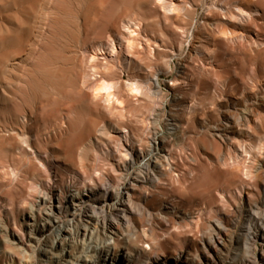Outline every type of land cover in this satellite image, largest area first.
Masks as SVG:
<instances>
[{
  "label": "bare ground",
  "instance_id": "obj_1",
  "mask_svg": "<svg viewBox=\"0 0 264 264\" xmlns=\"http://www.w3.org/2000/svg\"><path fill=\"white\" fill-rule=\"evenodd\" d=\"M161 1H163V0H161ZM175 4L173 3V1L172 2H169V1L166 2V0H165V2L162 4V7L158 6V9L159 8L164 9L163 15L169 13L172 16H174V15L175 16L177 15V17L183 16L184 12H183V15L180 13L182 10H184L183 8H185L186 6L181 7L182 4H180V3H179L180 5H175ZM189 4L187 5V3L186 4L184 3L183 5H187L188 6L187 8L190 9ZM204 5H207V4H204ZM204 8H205V6H204ZM188 9L185 10L186 13L189 11ZM194 9L196 11L197 8H194ZM208 9H209L208 10L209 14L208 15L206 14V16L203 19V22H204V26L211 28V30L208 29L211 32L209 34L208 38L210 40H213V43H212L213 48L211 49V46L207 47V44L205 46L203 43H199V41L196 40L197 38H195V40L199 44L193 45V50H195L196 53L194 54L195 56L191 55V57H189L190 64H192V63L194 64L195 62H197V61H195V57H196V60L198 59V62H201L200 63L201 65H202V63L204 64L206 62H209L210 64H213V65L219 64V67H221V69L224 68L230 72L236 71L237 74L232 75L233 78L230 77V79H229V80L232 79L233 83L239 84L240 78L244 77L245 79L250 80L254 84V87H255V89H253L252 91L250 90L252 92V94L250 95V99H249L250 101L248 99H246L247 94L244 95L246 97L243 96L244 101H242V102H245V104H246V105H243V106H245L243 109L242 108L240 109L239 107H237L238 103L240 101H238L234 98H233V100L232 99L223 100L222 98L216 99L215 97H213V99H212L214 101L213 104H214L215 108L218 110V112H220V114L222 116V120H219L218 121L219 123L215 124V126L212 128V134H213L214 138L217 137V138L221 139V141H223V143H224V144L222 143L223 145H221V142L218 144H215V147L220 144L218 148H220V146H223L226 148L228 146V144L231 142V140H233L231 142L233 144L235 139H233L232 137H234L236 133H239V131L242 130V127H244L245 122L244 123H241V121H238V122L235 121L234 122L235 117L233 116V114L235 112H237L238 114L241 115V117H239V116L238 117L241 118V120H243V121L250 120L251 116H253L259 112L264 113V90L263 89L258 90V86H257V84L260 85L262 83V81L264 82V64L263 65L259 64L260 58L264 57V40H263V38H264V31H263V28H264V0H228L227 2L221 1V2L214 4L213 6H211V8H208ZM195 11L194 10L191 11V18L192 19L195 15H197V14H195ZM208 11H206V13H208ZM159 12H161V11H159ZM173 12H175L174 15H173ZM178 13H179V15H178ZM159 15H162V14H159ZM16 16H17V14H16ZM184 16L186 17V15H184ZM188 16H189V14H188ZM175 18H173L174 21H175ZM162 20L163 19H161V21ZM164 20H168V19L164 18ZM3 21H4V19H3ZM161 21H159V22L161 23ZM170 21L171 20L169 18V22ZM169 22L166 21L167 24ZM1 24H3V23H1ZM120 24L122 25L124 23H120ZM162 24L164 25L165 23L163 22ZM170 24H171V22L168 25H170ZM171 25H174V24L172 23ZM178 25L175 27L177 32H178V30H181V28L177 29ZM128 26H126V27L128 28ZM122 27H124V26H122ZM130 27L131 26H129V28ZM133 27L136 28L137 24H136V26L134 25ZM188 27L189 26H187L186 28L189 29ZM20 28H23V27L20 26ZM118 28H117V31H118ZM175 28H173V29H175ZM124 30H125V28H124ZM168 30H166V31H168ZM125 31H127V29ZM125 31H123V33H122V30H121V35H119L121 40H120V42L118 41L119 44H117V41H116V43L110 42L109 44L107 42V44H108V45H106L107 51H105V53H104V46H103L104 42L101 43V48L98 47L100 49L97 48V50L100 51L101 54L104 53L108 57V58L107 57L104 58L106 62L103 60L104 61V63H103L104 69H102V70H104L106 72L105 73L102 71L103 73H105L104 77H106V75L108 74L107 73L108 70L110 71V73L116 72V70H118L117 69L118 66L121 68L128 66L127 71H129L130 66H132V65L138 66L139 65L138 60H139V57H141V56H139L141 54H139V55L137 54L138 55L137 57H135L136 53L131 55V56L126 55L128 53H131V51L137 50L139 52V50H141V48H139V50L138 49L133 50L138 44L137 43L138 39L136 42V39L130 38V36L134 35L135 31H133L134 32L133 34L130 33L129 37H128V33H126ZM130 31H131V29H130ZM198 31H199V29H198ZM119 32H118V34H119ZM170 32L174 33L171 30H170ZM170 32H169V35H170ZM194 33H195V30L193 29V26H192V28L190 29L191 40H192V38L194 39V35H195ZM160 34H161V32H160ZM139 35H140V33L138 35L136 34V38H137V36L139 38ZM162 35L164 37L165 34L162 33ZM169 35L167 33V36H169ZM174 35H175V33H174ZM170 36H172V35H170ZM170 36H169V38H170ZM163 37H162V39H163ZM182 37H184V36H182ZM200 37H198V38H200ZM188 38H186V39H188ZM202 38H200V39H202ZM115 39H116V37H115ZM165 39L166 38H164V41H165ZM167 39H168V37H167ZM141 40L142 41L145 40L144 41V42H146L145 45H147V43H149V42H151V44H152L151 39L150 40L148 39L149 41H146L147 39H139L140 42H139L138 46L140 45V47H141V44L144 43V42L141 43ZM156 40H160V39H156ZM194 41H193V43H194ZM180 42H177V43H180ZM167 43H170V42H167ZM182 43H185L184 40ZM186 43H188V41ZM206 43H208V42H206ZM250 43H254L256 45L255 48L251 49V54L252 55L254 54V56L251 58L249 57V54L242 51L243 48L249 46L248 44H250ZM99 44H100V42H99ZM163 44L166 45L164 42H163ZM186 45L188 46V44H186ZM229 45H232V47H233V45H236L239 47V50H240L239 53H241V55L243 56V62H240V64H239L236 57H233V59H231V57H230V59H229L230 63L228 64V66H226L224 63L222 64V61H224V59L229 55L228 52L225 51L224 47L229 46ZM166 46H168V45H166ZM158 47H159V45H157L156 51L159 50L160 47L159 48ZM182 47H183V44L178 46V48H179L178 51H181ZM149 48L146 47L147 50ZM163 48H164V46H163ZM163 48H161V49H163ZM168 48H169V46H168ZM228 49L230 50V48H228ZM93 50H95V49H93ZM239 50H237V52ZM176 51H173V52H176ZM187 52H190V51H187ZM98 53L99 52H97L96 54H98ZM150 53H153V52H150ZM239 53H237V54H239ZM96 54L94 55L93 58L91 57L92 58L91 60H93L94 58H95L94 60H99V59H97ZM104 54L102 56H104ZM178 54H180V53H178ZM186 54H188V53H186ZM172 55L175 56L176 54L174 53ZM183 56H185V55H183ZM18 57H19V55H18ZM168 57H170V56H168ZM165 58H163V59H165ZM94 60H93V62H94ZM142 60L144 61V59H142ZM165 60L166 61L163 62L162 66L157 65L158 67H160L159 72L150 78L151 82L149 83V84H151L149 86L150 92H151V89L155 88L159 93L158 96L161 94L163 97L165 95H164V92L162 90L163 85L160 83V76H161V74L165 75V74L173 73L172 68H171L172 66L169 63L171 61L168 62L167 58ZM170 60H172V58ZM172 61H174V60H172ZM97 62H96V64L94 63L95 65L94 64L93 65L94 66L99 65V62H98V64H97ZM101 63H102V61H101ZM141 63H143V62H141ZM160 63H162V62H160ZM220 63H221V65H220ZM249 63H251V68H249L250 67ZM197 64H198L197 67H199L200 66L199 63H197ZM237 64H239V65H237ZM100 65H99V67H100ZM150 65H151V63H150ZM173 67H175V72L173 74L174 79H173V84H171V85L169 84L171 86V89L170 88L169 89L173 93V95H172L173 97L171 99V104H173V106L176 108V110L173 111V113L171 112V114L169 116H166V115L163 116V113H165L164 112V108H165L164 106L165 105H163L160 107V110H159L160 113H158V112H157L158 114L150 113L151 115L146 118L147 121L143 120L144 122H142V125L140 124L141 127L131 129L127 126L126 127H119V128H117V126H116V129L114 131L116 136L113 137L116 139L111 138L112 137L111 134L109 136H111L110 138L112 139V141L116 140L115 142L117 144H115L116 146H114L116 148H113L112 150H114L116 152V154L118 155L117 157H119V159H117V160H115L116 157H114L116 154H114V156H112V159L115 158L113 161L107 160L108 159V158L106 159L107 154H105L103 156L104 157L106 156L105 159L108 162L106 160H105L106 162H101L100 160H99L100 162H93L94 156L91 155L93 158L92 159L90 157V155L88 153H86V154H81L82 156L84 155V160L79 161L80 160L79 159V160H77L79 162H77L74 159L77 158L76 156L79 155L78 151L80 150V148H82V145H84V144L86 145L85 140L86 139L89 140V141H87L89 144L90 139L88 137L86 139L82 138L84 140V144L79 145V147H78L79 149L76 151L77 155L74 158L73 153L75 150H72V152H71L70 148L68 147L69 151H70V152H68V149L66 146L67 143H64L65 140L63 142L61 140L63 138L65 139L64 136L62 138L59 137L60 140H57V142L61 141L63 144H65L66 149L62 147L63 149H65V151L67 150V152H65V159H64L63 153H60L61 154L60 157H63V160L68 159L67 162L66 161L65 162L58 161V160H52V161L48 162L47 161L48 158H47V160L45 159V161H44L43 160L44 158L40 159L39 157H37L36 160H34L35 158L33 156H35L34 153H36V152L34 151L33 145L35 146V144H33V141L37 137H40V136H41V140H42V137L47 136L49 134V132L46 135L42 134V133H38L37 135L34 134L35 139L33 138L34 140L32 139L33 140L32 142L29 140V138H26L27 136L25 137V139L23 138V143H24L23 146L25 145L24 148L26 147V150L24 152L25 155L28 156V151L33 153V156H32L33 161L30 160V162H29L30 166L33 167L37 163H38V165L40 164L42 166V165H44V162H47V165H49L48 167H50L49 169L51 172L50 173H49V171L46 172L44 169L43 172H46V175H48V176L41 178V177H38L37 175H38V173H42V171H40V172L38 171V173L35 172L36 173L35 174L32 171L35 169V167H33V169H31V170H29V169L27 170V168H28L27 167L26 168L27 171L25 170L27 172L26 175L30 178L33 177L32 180H34V182H29L27 184V185H29L31 183V186L26 185L27 187H30L29 189H31L29 194H27L28 197L27 198H20L17 201L15 200V198L13 200L14 196L10 197V198H7V196L4 197L6 195V193H8L7 192L8 187L11 186V183L9 182L10 178H6V180H9V181H6V180H5V182L3 181L2 186L0 184V189L1 188L5 189L7 187L6 188L7 191L6 190L4 191V193L6 192L5 195H0V212L5 213V218L0 219V248H3V250L0 251L2 253L0 255V264H264V196L261 197V199L259 201L255 200L256 192H257V188H258L257 187V180H260V179H258V177L255 176V171H257L259 169V167H258V169H257V167H255L256 169L253 168L254 166H258L257 165L258 163L256 162L257 163L256 164L255 162L254 163L252 162L253 165L250 163H245L244 161H246L248 159V157L244 158V160H242L243 161L242 162L240 160L234 161L232 158H229L228 160H223V157L221 158L218 156L217 158H215L216 160L213 159L214 161H212V162L210 161L209 163H204V162H199V157L197 155L198 161L195 159L196 161L194 162V164H190L191 160L189 161V163H180L174 159L175 158L174 153H175L176 149L178 147H182L181 145L185 144L189 140V136L192 135L190 133L191 132L190 131V122L193 126L192 128H195L198 125L197 120L195 119L196 114H198L197 113L198 108L196 107V105H193L194 102H193L191 107H190V105L188 107V105L185 104V97L183 96L184 94L182 95L180 93L179 88L174 87L179 82H180L179 84H181V81L183 80V78L181 76H182L183 72L186 71L187 63L180 64L178 66L173 65ZM190 67H188V68H190ZM11 68H13V67H11ZM24 68L26 69V66ZM78 68L79 67L77 66L76 69H78ZM131 68H133V67H131ZM202 68H204V67H202ZM207 68L208 67H206V70H207ZM209 68L211 69V67H209ZM105 69H107V70H105ZM111 69L114 71H111ZM260 69H261V73H262L261 77H259V70ZM78 70L80 71V69H78ZM78 70H76L75 73L78 72ZM93 70H95V71L97 70L96 72L99 71L98 68L93 69ZM206 70L203 69V72ZM207 72H208V70H207ZM66 73H68V72H66ZM66 73L64 74V77H67V76H65ZM75 73L73 76H75ZM117 73L119 74V72H117ZM150 73H152V72H149V74ZM69 74L70 73H68V75ZM114 74H116V73H114ZM203 74H205V73H203ZM70 75L68 78H70ZM81 75L77 74L79 79L77 76H76V79L79 80V84L82 83V85H83L84 82L83 81L81 82V80H82ZM110 75H111V79H109L110 81L112 80L113 77L118 76L117 74L116 75L108 74L107 77H109ZM229 75H231V73ZM73 76H71V77H73ZM80 76H81V78H80ZM166 76H168V75H166ZM206 77H207V75H206ZM116 78L118 79L120 77H116ZM73 79L74 80L72 82L74 83V81L76 79L75 78H73ZM69 80L70 79L67 80V78H66V80H64V81H66V85H67V83H69ZM100 80L102 81L103 84H105L104 82L106 80H104V81L102 79H100ZM100 80H98L99 81L98 84L99 83L101 84ZM113 80H114V78H113ZM113 80H112V82H109V84L106 83L107 85L105 84V86H103V84H101L103 86V88L105 87L107 89V90L106 89L104 90L105 92H107V95L105 94L106 97H103L104 94H100V95H103L102 97L97 95L98 93H100L99 91H101V90L97 91L98 93L95 94L97 96V98H95L94 100L92 99V95H90L91 96L90 97V96L85 95L88 93H84V97L87 98L88 101L91 102L95 106V109H96L95 111L98 114L101 113V114L107 115V113L109 114L113 111L116 114L115 110L117 108H119L117 106V104L120 102L122 104L120 103L119 105H121V106L125 105L126 106V104H124L126 102L123 103L121 101L120 96H117V93L115 95L112 94L113 92L111 93V89L113 87L110 84L113 85ZM115 81H116V79L114 80V82ZM119 81H120V79H119ZM75 82H78V81H75ZM145 82H146V80H145ZM190 82H191V79H190ZM73 83H71V84H73ZM86 83H88V82H86ZM116 83H119V82L116 81ZM91 84L92 83H90V85ZM132 84L129 85V83H127V85H129L128 87L130 88V93H132L130 95L134 94V96H135L136 94H138L139 97L142 96L141 92L144 90L143 89L140 92V89L142 88V86L140 87L139 84L138 85H136V84L132 85ZM1 85H2V83H1ZM74 85L77 86L76 83ZM182 85H183V81H182ZM184 85H185V81H184ZM263 85H264V83H263ZM86 86H88V85L86 84ZM260 86H262V85H260ZM66 87H68V86H66ZM81 87H83V86H80V89L79 90L76 89V90H78V92L83 91V89H81ZM117 87L121 89L120 85L119 86L117 85ZM117 87H116V90L118 89ZM249 87L250 86H248L247 88L245 87L243 89V91L244 90L249 91ZM83 88H85V87H83ZM144 88H146V87H144ZM89 89H90V87H89ZM181 89H183V88H181ZM256 89L258 90L257 92H256ZM72 90H73V88H72ZM74 91H72V92H74ZM112 91H115V87ZM209 91H211V90H209ZM117 92H119V91H117ZM128 92H129V89H128ZM76 93H77V91H76ZM155 93H156V91H155ZM155 93H154V95H156ZM243 93L244 92H242V94ZM82 94H83V92H82ZM15 95H16V93H15ZM138 95H136V97ZM76 96L79 97L80 101H82V99L84 98L82 96L83 98L81 99L80 94H77ZM96 96H94V97H96ZM162 96H160V97H162ZM233 96H235V95H233ZM127 97H129V96H127ZM206 97H207V95H206ZM85 98L83 99L84 101L87 100ZM131 98H133V97H130L128 99L131 100ZM227 98H229V97H227ZM240 98H242V97L240 96ZM129 100H127V103H129V104H127V106L132 104ZM89 102H87V103L91 104ZM138 102H139V100H138ZM204 102L201 104H204ZM136 103H137V101L135 102L134 105H136ZM140 103H142V102H140ZM205 104H204V106H205ZM210 104H212V103H210ZM80 105H81V103H80ZM83 105H85V103L82 104V106ZM93 105H92V107H93ZM136 107L138 109V106H136ZM90 108L91 107L89 106V110H90ZM132 108L133 107H131L130 109H132ZM29 109H32V108H29ZM29 109L27 108L28 111H29ZM92 109H94V108H92ZM120 109H117V111ZM144 109H146V108H144ZM30 111H32V110H30ZM33 111H34V109H33ZM92 111H94V110H92ZM95 111L92 112V114L95 113ZM134 111H135L134 113H136V109ZM142 111H144V110H142ZM210 111L212 112V110H210ZM69 112H72V111H69ZM132 112H133V109L131 111V114H132ZM200 112H201V110H200ZM32 113H33L32 115H34V112H32ZM114 113H112V115ZM119 113L120 112L118 111V114ZM139 113H140V111H139ZM92 114H90V115H92ZM98 114H96L97 117L100 116ZM96 115H94V116H96ZM112 115H110V116H112ZM210 115H213V114H210ZM105 116H103L102 118L104 119ZM259 116H261V115H259ZM27 117H28V115H27ZM67 117H69V115ZM67 117H63L62 120L64 121V118H66V121L69 122ZM116 117H118V116H116ZM205 118L208 119L209 117L207 118V116H206ZM38 119H39V117H37V121H39ZM73 119H70V120H72L70 122L75 121V123H76V120H78L77 123L80 122L79 121L80 118L79 119L75 118L76 120H74V121H73ZM93 119H94V117H93ZM95 119H100V118H95ZM132 119H131V121H132ZM200 119H202V118H200ZM253 119H255V118H253ZM27 120H25L24 122H26ZM59 120H61V119H59ZM93 121H95V120H93ZM102 121L103 120H101V122ZM134 122H133V125H134ZM204 122H206V121H204ZM63 123H61V125H59V126L57 124L56 125L58 126V128L60 126H64L63 128L66 129L67 127H65V125ZM99 123H97V121H96L92 124V122H91V125L90 124L89 125L92 127L93 131H91V129H90V132L95 131V134H96V132L98 131V128H99L98 127ZM256 123H254V124H256ZM15 124H16V122H15ZM70 124H72V123H70ZM116 124L118 125V123H115V125ZM56 125H55V127H56ZM207 125H209V124H207ZM20 126H22V125L20 124ZM74 126L75 125H73V127ZM77 126L78 125H76L75 127H77ZM99 126H101V125H99ZM110 126L112 128L113 125H110ZM118 126H120V125H118ZM249 126H252V124ZM256 126H257V124H256ZM68 127H69V124H68ZM71 127L72 126L70 125V129L68 130V128H67L66 130H68V132L73 130V128L71 129ZM79 127L80 126H78V128ZM91 127H89V128H91ZM202 127L204 128L205 126L203 125ZM252 127L256 128L254 125ZM52 128H53L52 130L55 129L54 127H52ZM83 128L80 131H82ZM87 128H84V130L85 129L87 130ZM89 128L87 130L88 132H89ZM197 128H196V130L198 131ZM254 128L252 130H254ZM260 129H262V128H260ZM16 130H17V128H16ZM60 130H62V127H60ZM86 130L84 131L85 133H86ZM246 130L248 131V129H246ZM252 130L250 132H252ZM100 131H102V130H100ZM103 131H105V130H103ZM4 132H5V128H4ZM54 132H56V131H53V135H52L53 137L55 134ZM63 132H64V130H63ZM194 132H196V131H194ZM263 132H262V134H263ZM56 133H58V132H56ZM209 133H211V132H209ZM39 134H42L43 136L39 135ZM81 134H83V133L81 132ZM81 134H80V136L82 137ZM92 134H94V133H92ZM103 134H107V132L106 133L103 132ZM193 134H196V133H193ZM55 135H57V134H55ZM59 135H61V134L58 133V136ZM100 135H101V133H100ZM112 135H114V134L112 133ZM196 135H198V134H196ZM196 135H195V137H196ZM249 135H250V133H249ZM205 136L207 137V135H205ZM2 137H4V136H1L0 138H2ZM22 137H23V135H22ZM81 137L77 136V138H79V139H81ZM84 137H86V136H84ZM192 137H193V135H192ZM203 137H204V135H203ZM242 137H241V139H242ZM262 137L263 136H261V138ZM50 138H51V136H50ZM92 138H93V136H92ZM110 138L107 137V139H110ZM194 138H192V139H194ZM246 138H248V137H246ZM82 139L79 141L77 140V141L80 142V141H82ZM190 139H191V137H190ZM17 140L18 139L16 138V142H17L16 144L18 146L19 144H18ZM48 140H49V138H48ZM48 140H45V141H48ZM54 140H56V139L54 138ZM93 140H92V142H93ZM248 140H250V139H248ZM262 140L264 141V137H263V139H261V141ZM0 141H2V140H0ZM43 141H44V138H43ZM49 141L52 144L49 143V145H51V146H48V147H52L53 143L56 142V141L52 142L53 141L52 138ZM213 141L214 140H212V143H213ZM240 141H241L240 144H239V142H236V143L241 145L242 140H240ZM252 141H254V140H252ZM258 141H259V139H257V142ZM36 142H37V139H36ZM48 142H47V144H48ZM57 142H56L55 146L53 145V147H57L56 146ZM65 142H67V141H65ZM214 142H216V141H214ZM2 143L0 146H3V148H4V146H6V145H4V143L3 144ZM19 143H21V141ZM37 143L42 144V143H40V141H38ZM58 143H59V145L62 144L60 142H58ZM77 143H76V140H74V145ZM231 143L229 145H231ZM12 144H15V141ZM45 144L46 143H44V145ZM63 144H62V146H64ZM93 144L95 145V143H93ZM263 144H264V142H263ZM20 145L22 146V144H20ZM38 145H37V147H38ZM44 145H42V147ZM85 145H84V147H87ZM113 145H114V143H113ZM256 145H258V144H255V146ZM8 146H10V145H8ZM69 146H72V145H69ZM40 147L41 146H39V148H37L38 155H41L44 157L46 154H48V152H47L48 148L46 146H44V148H47V149L46 150L44 149L45 151H43L42 149H40ZM90 147H91V145H90ZM243 147H245V145ZM249 147L247 146V148H249ZM263 147H264V145H263ZM87 148H89V147H87ZM91 148L94 149L93 147H91ZM183 148H185V146ZM188 148H189V146L186 147L185 149L188 150ZM234 148H237V147H234ZM16 149L17 148L14 147V150H16ZM35 149H36V146H35ZM185 149H184V151H186ZM231 149H232V146L228 150H231ZM243 149L241 148V151ZM245 149H246V147H245ZM245 149H244V151H245ZM250 149H251V147H250ZM1 150H3V149L1 148ZM5 150H8V149L5 148ZM14 150L12 148V151H14ZM50 150H51V148H50ZM50 150H49V152H50ZM58 150L60 151V149H58ZM83 150H82V153L86 150V148L84 151ZM101 150H100V152H101ZM104 150L105 149H103L102 152H104V153L108 152V149H107V152ZM202 150H205V149L203 148ZM232 150L230 152H232ZM16 151H18V150H16ZM16 151H15V153H16ZM22 151L23 150L20 151L21 155L23 154ZM42 151L47 152V153H42ZM178 151H180V150H178ZM219 151L221 152L222 150H219ZM223 151H225V150H223ZM238 151H240V149L236 151L237 152L235 155L236 157L239 156ZM247 151H249V149H247L246 152H244L246 155L243 154V155H245V157L248 155L249 156L252 155V152L251 153L248 152L249 154L247 155ZM263 151L260 152L261 156L258 155L257 157H261V158L264 157V156H262V155H264V154H262V153H264ZM2 152H4V151H2ZM181 152L182 151H180V153ZM187 152L189 153V151H187ZM99 153H97V154L99 155ZM108 153H111V152H108ZM222 153L223 152H221V156L223 155ZM233 153L235 154V152H232V153H230V155L231 154L233 155ZM17 154H19V153H17ZM182 154H181V156H182ZM216 154L214 156H216ZM257 154H259V153H256L255 155H257ZM10 155L14 156V153L11 152ZM16 155H15V157H16ZM74 155H75V153H74ZM186 155H187V153H185V156ZM240 155L243 157L242 154H240ZM55 156H53V157L55 158ZM109 156H110V154H108V157ZM15 157H14V160H13V158H11V159L13 161H15L16 158H17V160H19V158H18L19 156L16 158ZM45 157H47V155ZM48 157H49V155H48ZM53 157L51 156L49 158H53ZM211 157L213 158V156H211ZM22 158H24V157H22ZM32 158H30V159H32ZM69 158H73V159H69ZM102 158L103 157H101V159ZM233 158H234V156H233ZM97 159H98V157H97ZM253 159L255 160L254 157H253ZM20 160H21V158H20ZM102 160L104 161V158ZM208 160L205 159V161H207V162H208ZM210 160H212V159H210ZM248 160L246 162L252 161L250 159H248ZM256 160H257V158H256ZM261 161H263L262 166H264V158ZM26 162H28V161L26 160ZM50 162H52V163H50ZM182 162H183V160H182ZM16 163H18V162L15 161L14 166L17 165ZM259 164H261V162ZM26 165H27V163H26ZM39 166H38V168H39ZM259 166H261V165H259ZM22 167H23V165H22ZM16 168H18V166ZM38 168H36V170H38ZM43 168H46V167L43 166ZM263 169H264V167H263ZM263 169H261V170L264 171ZM41 170H42V168H41ZM3 171H5V170L3 169ZM16 171H17V169H16ZM259 171L260 170H258V172ZM53 172H54V175L52 176ZM61 172H64V175L63 174L60 175ZM202 172L206 173V175L202 176L203 179H201V176H200V174ZM0 173H2V174L4 173V175H5L4 177H6L5 173H7V172H0ZM2 174H0L1 179H2V177H1ZM23 174H24V170H23L22 175H20V176L24 177ZM27 176H26V178H27ZM4 177H3V179H4ZM30 178H28L27 180H29ZM1 179H0V183L2 181ZM19 180H21V179H19ZM197 181L199 182V184L196 185L195 183ZM12 182H13V180H12ZM32 183H34V184H32ZM258 183H259V181H258ZM24 184H25V182H24ZM260 184L262 185V181H260ZM232 187H234V188H232ZM22 192H23V190H22ZM17 193H18V191H17ZM16 195H18V194H15V196ZM22 195H21V197H22ZM9 196H12V195H8V197ZM24 196H25V193H24ZM259 196H260V193H259ZM2 213H0V214H2ZM2 216H3V214H2ZM12 222H13V224H12ZM11 225H14V226L12 227Z\"/></svg>",
  "mask_w": 264,
  "mask_h": 264
},
{
  "label": "rangeland",
  "instance_id": "obj_2",
  "mask_svg": "<svg viewBox=\"0 0 264 264\" xmlns=\"http://www.w3.org/2000/svg\"><path fill=\"white\" fill-rule=\"evenodd\" d=\"M163 1L165 2V0H163ZM163 1H161V0H0V10H1L0 11L1 12L0 13V59H1L0 60V137L1 136L5 137V138L4 137L0 138V140H2V141H0V145L4 141L3 142L4 145L7 146V147L4 146V148H3V146H0L3 149V150H1V148H0V172H7V173H5L6 177H4L5 176L4 173L3 174L0 173V174H2L1 175L2 179L0 178L2 181H1L0 184L2 186L3 185L2 182L3 181L5 182L6 178H10V181L9 180H6V181H9L11 183V186L8 187V191L6 190L7 187L5 189L4 188L0 189V195H5L6 192L4 193V191L6 190L8 193H6V195L4 197L7 196V198H10V197L14 196L13 200L15 198L16 201L18 199H20V198H27L28 197L27 194H29V192L31 191V189H29L30 187H27V186H29V185L31 186V183L29 185H27V184L29 182H34V180H32L33 177L30 178V177H28L26 175V173H27L26 171L28 169L31 170V169H33V167H35V169L32 170V171L34 173L35 172L38 173V171L39 172L42 171L43 174L42 173H38V175H37L38 177H41V178L48 176V175H46V172H48V171H49V173L51 172L50 169H49L50 167H48L49 165H47V162H44V165H42V166L40 164H39L40 165L39 166L38 163L36 165H34L33 167L30 166L29 162H30V160L33 161V158H32L33 153L28 151V156H26L25 153H24L25 150H26V147L24 148L25 145L23 146V144H24L23 143V138L25 139L26 136H27L26 138H29V140L32 142L35 139V135L34 134L37 135L38 133H42V134L46 135L49 132V134L47 136H43L42 134H39V135L43 136L42 140H41V136L36 138L37 142L40 141V143H42V144L37 143L36 139L33 141V144H35L36 149H35V146L31 143L33 145V147H34V151L36 152V153H34V155L36 157L33 156L35 158L34 160H36V158L39 157L40 159L44 158L43 159L44 161H45V159L47 160V158H48V160H47L48 162L52 161V160H58V161H63V162L66 161L67 162L68 159L67 160H63V157H60V155H61L60 153H63L64 159H65V152H67V150L65 151V149H66V146H67L68 152H70V151L72 152V150H75L74 151L75 155L73 153V156L75 158V156L77 155L76 151L79 149L78 148L79 145L84 144V140L82 138L86 139L88 137L90 139V143L88 144L87 141H89V140L86 139L85 140L86 141V145L85 144L84 145L89 147V148L84 147V145H82V148L84 150L86 148V150L84 151L82 148H80V150L82 149L84 152L82 153V150L81 151L79 150L80 152L78 151V153H79L80 156L79 155L76 156L77 158L78 157L79 158L78 159L75 158L74 159L75 161H77L79 159H80L79 161L84 160V155L82 156L81 154H86V153H88L91 158H92L91 155L94 156L93 157L94 159L92 158L93 162H100V161L101 162H106L107 160L113 161L115 158L112 159V156H114V154H116V152L114 150H112V149L116 148L114 146H116L115 144H117V143L115 142L116 140L112 141L111 138L116 136V134L114 132L115 129H116V126H117V128L126 127L127 126V127L131 128V129L132 128L141 127L142 122L147 121L146 118L151 115L150 113H152V114L160 113V111H159L160 107L163 106V105H165L164 106L165 107L164 108V112L165 113H163V116H165V115L169 116L171 114V112L173 113V111L176 110V108L173 106V104H171V99L173 97L172 96L173 93L170 90L171 89L170 85L173 84V79H174V75L173 74L175 72V67H173V65L174 66H178L180 64L187 63L186 71L184 70L186 73L183 72V74L181 76L183 78V80H182L183 81V85H184V81H185V85L183 86L182 85V81H181V84H179L180 83L179 82L174 87L179 88L180 89V93L182 95L184 94L183 96L185 97V104L188 105V107H189V105L191 107L193 102H194L193 105H196V107L198 108L197 109L198 110L197 111L198 114H196V116H195L196 117L195 119L197 120V124H198L197 127L198 128L197 127L192 128L193 126H192V124L190 122V131H191L190 133L193 135V137L190 134L191 135V136H189V140L190 141L188 140L185 144L181 145L182 147H178L176 149L175 153H174V155H175L174 157L175 158L174 157L173 158L177 162H180V163H189V161L191 160L190 164H194V162L196 160L198 161L197 155L199 157V162H204V163H209L210 161L212 162V161L216 160L215 158H217L218 156L221 157V158L223 157V160H228L229 158H232L234 161H238V160L242 161V160H244V158L248 157V159H250L252 161L251 162H246L248 159L247 160L245 159L246 161H244V162L245 163H250L252 165H253L254 162L255 163L257 162L258 164L257 163L256 164L258 166H254L253 168L256 169L255 167H257V169H258V167H259L258 170H260L259 172H258V170L255 171V176H257L258 179H260V180H257V187L258 188H257L255 200L259 201L261 199V197L264 196L263 195L264 194V171L261 170L264 167V166H262L263 161H261L264 157H262V158L261 157H257L258 155L261 156L260 152H262L264 150L263 149L264 148L263 147V145H264L263 142L264 141L263 140L261 141V139H263V137H264V132H263L264 131V115H263L264 113L263 112H259V113L255 114V115L251 116L252 118L250 117V120L243 121V120H241V118H239V117H241L240 114H238L237 112H235L236 113L235 114L233 112L234 113L233 116L235 117V118L233 117L234 118V122L235 121H237V122L241 121V123H244V122L245 123H244V127H242V130L239 131L240 134L236 133L235 136L232 137L233 139H235L233 144L231 143L233 140H231V142H230L231 145H229L230 144L229 143L226 148L223 147V146H220V148H218L220 144L215 147V144H218V143L221 142V145H223L224 143H223V141H221V139H219L217 137L214 138V136L212 134V128L215 126V124L219 123L218 122L219 120H222V116H221L220 112H218V110L215 108V106L213 104V102H214L212 100L213 97H215L216 99L222 98L223 100H225V99H232L233 100V98H234V99L240 101L239 102L240 104L238 103L237 107H239L240 109L241 108L243 109L245 107L243 105H246V104H245V102H242V101H244V97H246V96H247L246 99H248V100L250 99V95L252 94L251 91L253 89H255L254 84L250 80L245 79L244 77L240 78L239 84H235V83H233L232 79L231 80H229V79H230V77L233 78L232 75L237 74L236 71H231L230 72V71H228V70H226L224 68L221 69V67H219V64L213 65V64H210L209 62H206L207 64L206 63H204V64L202 63V65H201L200 64L201 62H198V59L196 60V57H195V61H197V62H195L194 64L193 63L190 64V59H189V57H191V55L195 56L194 54L196 53V51L193 50V45L194 44L203 43L205 46L207 44V47L211 46V49L213 48L212 47L213 46V44H212L213 40H210L208 38L209 34L211 33L209 31V30H211V28L207 27V26H204L203 19L206 16V14L207 15L209 14V11H208L209 9L208 8H211V6H213L214 4H216L218 2H221V1L222 2H227L228 0H225V1L224 0H166V2H168V1L172 2L173 1L174 4L176 3L175 5L182 4L181 7H185L186 6L185 8H183L184 10H182L181 13H180V14L183 15V12H184V15H186V17L184 15L180 16V17H177V15L176 16L174 15L175 12H173L174 16H172L169 13H168L169 15L168 14H165L166 16L163 15L164 14L163 13L164 9H162V8L158 9V6L162 7V4L164 3ZM184 3L185 4L187 3V5L190 3L189 4L190 5L189 6L190 9L187 8L188 7L187 5H183ZM203 3L207 4V5H204ZM204 6H205V8H204ZM194 8H197L196 11H195ZM186 9H188L190 12L187 10L188 12L186 13L185 12ZM191 9L195 11V14H197V15H195L193 17V19L191 18V11H192ZM159 11H161L162 13L159 12ZM206 11H208V13H206ZM158 13L162 14V15H159ZM16 14H17V16H16ZM188 14H189V16H188ZM178 15H179V13H178ZM168 17L171 20L170 21L171 24L173 23L175 26L171 25V24L168 25L170 23ZM2 18L4 19V21H3ZM164 18L165 19L167 18L168 20H164ZM173 18H175V21L173 20ZM161 19H163V20L161 21ZM159 21H161V23ZM166 21L169 22V23L167 24ZM134 22L137 24L138 28L137 27L136 28L133 27L134 25L136 26V24ZM163 22L165 23L164 24L165 26L162 24ZM1 23H3V24H1ZM120 23H124V24L121 25ZM128 25L131 26V27L129 28ZM177 25H178L177 29L181 28V30H178V32H177V30L175 28ZM186 25L189 26L188 27L189 29L186 28L187 27ZM191 25L193 26V29L195 30L194 39L192 38V40H191V36H190V29L192 28ZM20 26L23 27V28H20ZM120 26L121 27L124 26V27H122L123 29ZM126 26H128V28ZM117 28H118V31H117ZM124 28H125V30L127 29V31H125ZM173 28H175V29H173ZM130 29H131V31L134 29L133 31H135V33L137 35L140 33L141 36L139 35V38H138V36L136 38V34L133 31L131 32ZM165 29L168 30V31H166ZM198 29H199V31H198ZM121 30H122V33H123V31L128 33V37H129L130 33H132V34L134 33L135 36L131 34L132 36H130V38H135L136 42H137V39H138V42H137L138 44L140 42L139 39H147L146 41H149L151 39L152 44H151V42H149L150 44L147 43V45H145L146 44V42H144L145 40L144 41L141 40V43L144 42L143 44L140 43L141 47H140V45L138 46V44H137V46L133 49V50H136V49L139 50V48H141V50H139L140 53L136 50L137 52L136 51H131V53L126 54V55L131 56V55L136 53L135 54L136 56L134 55L135 57H137L139 54H141V55H139L141 57H139V60H138L139 61V65L138 66H135V65L130 66L129 71H127L128 66L127 67H122L123 69L121 67H119V66L117 67L118 70H116V72H114V73H116L118 76H115L113 78H114V80L116 79V81L119 82V83H116V81L114 82V80L112 78L113 85L112 84H110V85L113 88L111 89V93L113 92L112 93L113 95H115L117 93V96H120L121 101L123 103L126 102V103H124V104H126V106L125 105H122V106L119 105L121 102L118 103L117 106L119 108H117V109L121 108L120 110H118L120 113L118 114V111L116 109L115 112H116L117 115L113 111V112H111L109 114L107 113V115H108L107 116L106 114H101V113L98 114L95 111L96 110L95 106L91 102H89L87 98L84 97V93H88V94H85L87 96L92 95V99L94 100L95 98H97V96L95 95V94L98 93L97 91L101 90V91H99L100 93H98L97 95L102 97L103 95H100V94H104L103 97H106L107 92L104 91L106 88L105 87L103 88V86H105L106 83L109 84V82H112V80L111 81L109 80V79H111V75L109 77H107V75L108 74L116 75V74H114L113 72L110 73V71L108 70V72H107L108 74L106 75L107 78L104 77L106 72L104 70H102V69H104V66H103V63L105 61L104 58L107 57V55H105L104 53H105V51H107V48H106L107 46L106 45H108L110 42H115L116 43V41H117V44H119V42L121 40L120 37H119V35H121ZM170 30L173 31L175 33V35H174V33L170 32ZM263 31H264V28H263ZM118 32H119V34H118ZM160 32H161V34H160ZM166 32L168 33V35H169V32H170V35H172V36L169 35L170 36V38H169V36H167ZM162 33L165 34L164 37H163ZM160 35L163 37V39H162V37ZM182 36H184V37H182ZM115 37H116V39H115ZM167 37H168V39H167ZM198 37H200V38L203 37V38L200 39ZM164 38H166L165 41H164ZM186 38H188V39H186ZM195 38H197L196 40L199 41V43L195 40ZM156 39H160V40H156ZM161 40L166 45H168L169 48H168V46L164 45ZM183 40H184L185 43H182ZM186 40L188 41V43H186L187 42ZM263 40H264V38H263ZM193 41H194V43H193ZM99 42H100V44H99ZM107 42H108V44H107ZM167 42H170V43H167ZM177 42H180V43H177ZM206 42H208V43H206ZM101 43H103V46H104V53H103L104 56H102L103 54H101V52L97 50L98 47L101 48ZM181 44H183V47H184V48L182 47L183 51L182 50L178 51V49H179L178 46H180ZM186 44H188V46ZM157 45H159V47H160V48L158 47L159 48L158 51H156L157 50ZM248 45L249 46H247V47L243 48V50L242 49L241 50L243 52H246L247 54H249V57L251 58V57L254 56V54L253 55L251 54V49L255 48L256 45L254 43H250ZM163 46H164V48H163ZM146 47L149 48V49L147 50ZM100 48H98V49H100ZM161 48H163V49H161ZM228 48H230V50ZM93 49H95V50H93ZM224 49H225L226 52H228L229 55L224 59V61H222V64L224 63L226 66H228V64L230 63V61H229L230 57H231V59H233V57H236L238 62H239V64H240V62H243V56L241 55V53H239L240 50H239L238 46L233 45V47H232V45H229V46H225ZM237 50H239V51L237 52ZM96 51L99 52V53L96 54L97 53ZM171 51L172 52L176 51V52L172 53ZM187 51H190V52H187ZM150 52H153V53H150ZM185 52L188 53V54H186ZM174 53L176 54L175 56L172 55ZM178 53H180V54H178ZM237 53H239V54H237ZM95 54L97 55V59H99V60H94L95 59L94 58L93 59L94 62H93V60H91V59L94 57ZM18 55H19V57H18ZM167 55L170 56V57H168ZM183 55H185V56H183ZM165 57L167 58L168 62L171 61L169 63L172 66L171 68H172L173 73H169V74H165V75L161 74V76H160V83L163 85L162 90H163L164 95H165L164 96L165 98H164L161 94L158 96L159 93H158V91L155 88L151 89V92H152L151 93L150 92V88H149V86L151 84H149V83L151 82L150 78L159 72V68L160 67H158V66L159 65L162 66L163 62L166 61ZM163 58H165V59H163ZM171 58L174 61L170 60ZM142 59H144V61ZM95 61L96 62L98 61L99 65L101 64L100 67L101 66L102 67L100 68L99 65L94 66L96 64ZM101 61H102V63H101ZM98 62H97V64H98ZM141 62H143V63H141ZM160 62H162V63H160ZM150 63H151V65H150ZM197 63H199V65H200L199 67H197L198 66ZM239 64H237V65H239ZM259 64H262V65L264 64V57L260 58ZM220 65H221V63H220ZM25 66H26V69L24 68ZM77 66L79 67L78 69H80V71L78 69H76ZM249 66H250L249 68H251V63H249ZM11 67H13V68H11ZM131 67H133V68H131ZM188 67H190V68H188ZM202 67H204V68H202ZM206 67H208L207 68L208 72L206 70ZM209 67H211V69ZM97 68H98V70L100 72L99 71L96 72L97 70L96 71L93 70V69H97ZM75 69L78 70L79 73L76 72L78 75L82 74L81 75L82 76V80L81 79L80 80H81V82L82 81L84 82L83 85H82V83L79 84V80L76 79L77 74L75 73V71H76ZM203 69L206 70V71L203 72ZM105 70H107V69H105ZM102 71L105 72V73H103ZM111 71H114V70L111 69ZM66 72L71 74V75L69 74L70 78H68L69 75ZM117 72H119V74ZM149 72H152V73L154 72V73L153 74L150 73L151 74L150 75ZM65 73H66L65 76H67V77H64ZM74 73H75V76H73ZM203 73H205V74H203ZM230 73H231V75H229ZM166 75H168V76H166ZM206 75H207V77H206ZM71 76H73V77H71ZM81 76H80V78H81ZM261 76H262V73H261V69H260L259 70V77H261ZM116 77H120V78L117 79ZM66 78H67V80L68 79H70V80L72 79L71 81L69 80V83H67V85H66V81H64V80H66ZM73 78H75L76 79L75 81H78V82L74 81V83H73L72 82L74 80ZM78 79H79V77H78ZM100 79H102L103 81L106 80L104 82L105 84H103ZM119 79H120L121 82L119 81ZM144 79L146 80V82H145ZM190 79H191V82H190ZM98 80L101 81V84H103V86L100 83L98 84V82H99ZM86 82H88V83H86ZM89 82L92 83L91 84L92 86L90 85ZM1 83H2V85H1ZM71 83H73V84H71ZM75 83L77 84V86L74 85ZM115 83L118 86L120 85L121 89L118 88ZM127 83H129V85L133 83L132 85H135V84L138 85L139 84L140 87L142 86V88L140 89V92H141V90L144 89L141 92L142 96L139 97L138 94H136V95H138L137 97H136V95L134 96V94L130 95L132 93H130V88L128 87L129 85H127ZM263 83L264 82L262 81V83L260 84L262 86L257 84L258 90H261V89L264 90ZM86 84L88 86H86ZM65 85L68 86V87H66ZM247 85L250 86L249 87V91L248 90H244L243 91V89L245 87L246 88L248 87ZM80 86H83L86 89L81 87V89H83V91L80 90L81 92H78V90L80 89ZM143 86L146 87V88H144ZM71 87L73 88V90H72ZM89 87H90V89H89ZM114 87H115V91H112L114 89ZM116 87L118 88L117 90H116ZM181 88H183V89H181ZM76 89H78V90H76ZM128 89H129V92H128ZM71 90L72 91L75 90V91L72 92ZM209 90H211V91H209ZM258 90L256 89V92ZM76 91H77V93H76ZM117 91H119V92H117ZM155 91H156V93H155ZM82 92H83V94H82ZM242 92H244V93L242 94ZM15 93H16V95H15ZM74 93L76 95L80 94V98L81 99L83 97L85 99H87L85 101L83 100L84 98L82 99V101L85 103V105L82 106V104H84V103L82 101H80L79 97H77ZM154 93L156 95H154ZM206 95H207V97H206ZM233 95H235L236 97L233 96ZM239 95L242 98H240ZM244 95H246V96H244ZM94 96H96V97H94ZM127 96H129V97H127ZM160 96H162V97H160ZM130 97H133V98H131V100H129L128 98H130ZM227 97H229V98H227ZM127 100H129L132 103V104L130 103L132 106L131 105L127 106V104H129V103H127ZM138 100H139V102H138ZM136 101H137V103H136V105H134ZM87 102L91 103L93 105V107H92L91 104H88ZM140 102H142V103H140ZM203 102H204V104L206 103L205 106H204V104H201ZM80 103H81V105H80ZM210 103H212V104H210ZM89 106L91 107L90 110H89ZM136 106H138V109H137ZM200 106L201 107L203 106V107L201 108ZM26 107L28 109L29 108H32V109H29V111H28ZM131 107H133L132 108L133 109L132 114H131L132 109H130ZM92 108H94V109H92ZM134 108L136 109V113H134L135 112ZM144 108H146V109H144ZM33 109H34V111H33ZM30 110H32V111H30ZM92 110L95 111V113H93L94 115L98 114L100 116L99 117H97V115L94 116L92 114V112H94V111H92ZM142 110H144V111H142ZM200 110H201L202 113L200 112ZM210 110H212L213 113ZM69 111H72V112H69ZM139 111H140V113H139ZM32 112H34V115H32L33 114ZM112 113H114V114L112 115ZM90 114H92L93 116L90 115ZM210 114H213V115H210ZM258 114L261 115V116H259ZM27 115H28V117H27ZM66 115L67 116L69 115V117H67ZM102 115L103 116L106 115L104 117V119L102 118L103 117ZM110 115H112V116H110ZM116 116H118V117H116ZM206 116H207V118L208 117L209 118L206 119L205 118ZM37 117H39L38 120L40 122L37 121ZM63 117H67L69 122L72 121L70 119L74 118L73 119V121H74V120L80 118L79 119V121H80L79 123L80 124L77 123L78 120H76V123L74 121V122H70V123H72V124H70L69 122L66 121V118H64V121H63L62 120ZM93 117H94V119H93ZM95 118H100V119H95ZM200 118H202V119H200ZM253 118H255V119H253ZM59 119H61L64 123L61 120H59ZM131 119H132V121H131ZM25 120H27V121L24 122ZM93 120H95V121H93ZM101 120H103V121L101 122ZM14 121L16 122V124H15ZM96 121H97V123H99V122L100 123L98 124V127H99L98 131L95 134V131L94 132H90V129H91V131H93L92 127L90 125H91V122L93 124ZM204 121H206V122H204ZM114 122L118 123V125H120V126H118L117 124L115 125ZM133 122H134V125L136 127L133 125ZM253 122L254 123L257 122L256 123L257 126ZM61 123H63L65 125V127L68 128V130L70 129V125H71L72 126L71 129L73 128V130L68 132V130H66L67 128L66 129L63 128L64 126H60V127H62V130H60V127L58 128V126L61 125ZM20 124L22 126H20ZM68 124H69V127H68ZM207 124H209V125H207ZM251 124H252V126L254 125L256 128H254L252 126H249ZM55 125H56L57 128L55 127ZM73 125L80 126L79 127L80 129L78 128V126L77 127H75V126L73 127ZM99 125H101V126H99ZM110 125L114 126V127L112 126L113 129L111 128ZM203 125L205 126L204 128L202 127ZM88 126L91 127V128H89ZM52 127H54L55 129L52 130L53 129ZM83 127L84 128L88 127L89 128V132L87 131L88 130V128H87V130L85 129L86 130V133H85L84 132L85 130H84ZM4 128H5V132H4ZM16 128H17V130H16ZM82 128H83V130L80 131ZM196 128L198 129V131L196 130ZM253 128H254V130H252ZM260 128H262V129H260ZM246 129H248V131ZM63 130H64V132H63ZM100 130H102V131H100ZM103 130H105V131H103ZM251 130H252V132H250ZM53 131L58 132L62 136L61 135L58 136V133L54 132L57 135L54 134V137H53L52 136L53 135ZM194 131H196V132H194ZM78 132L80 134H81V132L83 133V134H81L82 137L80 136V134ZM103 132H105V133L107 132V134H103ZM111 132L114 135H112ZM209 132H211V133H209ZM262 132H263V134H262ZM92 133H94V134H92ZM100 133H101V135H100ZM193 133H196L198 135L193 134ZM249 133H250V135H249ZM21 134L23 135V137H22ZM87 134L88 135L90 134V135L88 136ZM110 134H111L112 137L109 136ZM83 135L86 136V137H84ZM195 135H196V137H195ZM203 135H204V137H203ZM205 135H207V137ZM50 136H51V138L53 140L52 142H55V141L57 142V140H60V138H62L64 136L65 139L63 138L61 140H62V142L64 140L67 141V142L64 141V143H67L66 146L61 141H58V142L62 143L64 146H62V144L59 145V143L57 142V145H56L57 147H53V145L55 146V144H56V142H55V143H53L52 147H48V146H51V145H49V143H50L49 140L51 139ZM77 136L81 137L82 141L78 142L81 139L77 138ZM92 136H93V138H92ZM240 136L241 137L243 136L242 139H241ZM261 136H263V137L261 138ZM47 137L49 138V140H48ZM107 137L108 138L111 137V138L107 139ZM190 137H191V139H190ZM246 137H248V138H246ZM16 138L18 139L17 140L18 144H19L18 146L16 144L17 143L16 142ZM43 138H44V141H43ZM54 138L56 140H54ZM192 138H194V139H192ZM113 139H116V138H113ZM248 139H250V140H248ZM257 139H259L258 142H257ZM13 140L15 141L16 145L12 144V143H14ZM45 140H48L49 142L45 141ZM74 140H76V143L78 142L75 145H74ZM92 140H93V142H92ZM212 140H214L216 142L213 141V143H212ZM240 140H242V144L241 145H239L240 142H241ZM252 140H254V141H252ZM20 141H21V143H19ZM47 142H48V144H47ZM112 142L114 143V145H113ZM236 142H239V144H237ZM44 143H46L47 145L46 144L44 145ZM93 143H95V145ZM20 144H22V146ZM50 144H52V143H50ZM255 144H258V145L255 146ZM8 145H10V146H8ZM37 145H38V147H37ZM42 145L46 146L49 150L51 148L50 152H49V150L47 148H44V146L42 147ZM69 145H72L73 147L69 146ZM90 145L94 149H92L90 147ZM244 145H245L246 149H245V147H243ZM39 146L42 147V148L40 147V149H42L43 151H45L47 149V152H48V154H46L47 157H45L46 155L44 157L41 156V155H38L37 148H39ZM184 146H185V148L189 146L188 150L183 148ZM231 146H232V149H233V150L231 149L232 152H235V154L234 153H233V155L231 154L232 156L230 155V153H232V152H230L231 150H228V149L231 148ZM247 146L248 147L250 146L251 149H250V147L247 148ZM14 147L17 148L16 150H18L19 152L14 150ZM62 147L65 148V149H63ZM68 147L70 148V151H69ZM234 147H237V148H234ZM5 148L8 149V150H5ZM12 148H13L14 151H12ZM203 148L205 150H202ZM241 148L242 149L244 148L245 151H244V149L241 151ZM20 149L23 150L22 151V153H23L22 155H21V152H20L21 150ZM58 149H60L61 152ZM101 149L102 150L105 149L104 151H106V152H107V149H108V152H111V153H108V152L104 153V152H102ZM184 149L186 151H184ZM239 149H240V151H238L239 156L236 157L235 156L236 153H237L236 151L239 150ZM247 149H249V151H247V155L249 154L248 152H250V153L252 152V155H250L251 157L249 155L245 157L246 154L244 152H246ZM100 150H101V152H100ZM178 150H180L182 152L180 153V151H178ZM219 150H222L221 152H223L222 154L224 156L223 155L221 156V152ZM223 150H225V151H223ZM2 151H4V152H2ZM15 151H16V153H15ZM43 151H42V153H47V152H43ZM187 151H189V153ZM11 152L14 153V156L10 155ZM213 152L215 154L217 153L216 156H214L215 154ZM17 153H19L20 155L17 154ZM97 153H99V155ZM185 153H187L186 156H185ZM256 153H259V154L255 155ZM105 154H107V157L105 156L106 159L108 158L107 160L103 156ZM108 154H110L109 157H108ZM181 154H182L183 157L181 156ZM240 154H242V155L245 154V155H243V157H242ZM262 154H264V153H262ZM15 155H16V157L19 156L18 157L19 160H17ZM48 155H49V157H51V156L53 157L55 155L56 156H55V158L53 157L54 158L53 159V158H49ZM21 156L24 157V158H22ZM117 156H118L117 154L114 156V157H116L115 160L119 159V157H117ZM211 156H213V158ZM233 156H234L235 159L233 158ZM262 156H264V155H262ZM14 157L16 158L15 161L18 162V163H16L17 164L16 166H14L15 165V161H13ZM97 157H98V159H97ZM101 157L104 158V161L102 160L103 158L101 159ZM253 157L255 158V160L253 159ZM11 158H13V160ZM20 158H21V160H20ZM30 158H32V159H30ZM204 158L206 160L209 159L208 162L205 161ZM256 158H257V160H256ZM69 159H73V158H69ZM210 159H212V160H210ZM26 160L28 162H26ZM182 160H183V162H182ZM79 161H77V162H79ZM260 162H261V164H259ZM26 163H27V165H26ZM50 163H52V162H50ZM22 165H23V167H22ZM259 165H261V166H259ZM17 166H18V168H16ZM38 166H39V168H38ZM43 166L46 167V168H43ZM26 168H27V170H26ZM36 168H38V170H36ZM41 168H42V170H41ZM3 169L5 171H3ZM16 169H17V171H16ZM44 169H45L46 172H43ZM23 170H24V174H23L24 177H21L20 175H22ZM9 171L11 173L12 172L13 173L11 174ZM61 174L64 175V172H61L60 175ZM53 175H54V172L52 173V176ZM204 175H206V173H204V172H202L200 174L201 179H203L202 176H204ZM26 176H27V178H26ZM3 177H4V179H3ZM28 178H30L29 179L30 181L27 180ZM19 179H21V180H19ZM12 180H13V182H12ZM258 181H259V183H258ZM260 181H262V185L260 184ZM24 182H25V184H24ZM32 184H34V183H32ZM195 184L197 185V184H199V182L197 181ZM232 188H234V187H232ZM22 190L25 193V196H24V193L22 192ZM17 191H18V193H17ZM259 193H260V196H259ZM15 194H18V195L15 196ZM8 195H12V196L8 197ZM21 195H22V197H21ZM0 213H2V212H0ZM2 214H3V216H2ZM2 214H0V219H2V218L4 219L5 218V213H2ZM12 224H13V222H12ZM11 226L13 227L14 225H11ZM2 250H3V248H0V251H2ZM1 254L2 253L0 252V255Z\"/></svg>",
  "mask_w": 264,
  "mask_h": 264
}]
</instances>
